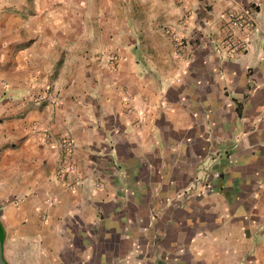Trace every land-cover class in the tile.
I'll return each instance as SVG.
<instances>
[{"label":"crops","instance_id":"1","mask_svg":"<svg viewBox=\"0 0 264 264\" xmlns=\"http://www.w3.org/2000/svg\"><path fill=\"white\" fill-rule=\"evenodd\" d=\"M0 230L7 264H264V0H0Z\"/></svg>","mask_w":264,"mask_h":264},{"label":"built area","instance_id":"2","mask_svg":"<svg viewBox=\"0 0 264 264\" xmlns=\"http://www.w3.org/2000/svg\"><path fill=\"white\" fill-rule=\"evenodd\" d=\"M260 7V2L256 1L252 4L250 9L245 10L240 13H231L228 15V21L232 27V30L242 32L244 35H249L253 30L254 17L257 9ZM181 27L185 26V20L180 22ZM171 41L175 44L177 48H180V37L177 32L171 29L165 30ZM224 50L230 56H236L247 50V43L245 40L238 42L234 37H228L223 43ZM47 139H51L50 135H47ZM74 147V141L71 138H64L60 141V148L65 157L61 166L58 169V175L69 176L76 172L74 164L68 159L72 154ZM75 186L72 184L70 187Z\"/></svg>","mask_w":264,"mask_h":264},{"label":"rangeland","instance_id":"3","mask_svg":"<svg viewBox=\"0 0 264 264\" xmlns=\"http://www.w3.org/2000/svg\"><path fill=\"white\" fill-rule=\"evenodd\" d=\"M246 42H247V40H246ZM156 133H157L156 143L150 148H145L142 151V154L148 153L149 151H146L148 149L150 151L152 150L154 152H159L161 161H159L158 165L160 167L159 171L162 172V170H166V164H165L164 159H163L165 157L166 148L163 144V141L160 139V137H158V131H156ZM218 149H220V148H218ZM224 149H226V148H224ZM214 154H215V152L208 155L207 158L204 159L203 162H201L199 164V166L196 170V176H195L194 180L189 182L179 192L176 193V196H175L176 201H178L179 199H182L184 197L190 199V198L196 197L195 195L198 196L199 194L205 192L206 188H205L203 182H205V176L208 175L207 173L210 172L211 166L213 165ZM209 177H210V175L207 176V179H209ZM172 203H174L173 200L170 201L171 205H172Z\"/></svg>","mask_w":264,"mask_h":264},{"label":"water","instance_id":"4","mask_svg":"<svg viewBox=\"0 0 264 264\" xmlns=\"http://www.w3.org/2000/svg\"><path fill=\"white\" fill-rule=\"evenodd\" d=\"M0 264H7L3 257V236L0 230Z\"/></svg>","mask_w":264,"mask_h":264}]
</instances>
